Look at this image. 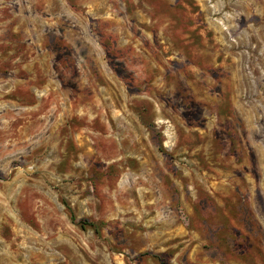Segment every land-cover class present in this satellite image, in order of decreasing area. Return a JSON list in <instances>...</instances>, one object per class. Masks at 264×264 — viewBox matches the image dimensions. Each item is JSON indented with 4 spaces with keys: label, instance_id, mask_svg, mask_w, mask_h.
I'll list each match as a JSON object with an SVG mask.
<instances>
[{
    "label": "rangeland",
    "instance_id": "1",
    "mask_svg": "<svg viewBox=\"0 0 264 264\" xmlns=\"http://www.w3.org/2000/svg\"><path fill=\"white\" fill-rule=\"evenodd\" d=\"M0 264H264V0H0Z\"/></svg>",
    "mask_w": 264,
    "mask_h": 264
},
{
    "label": "trees",
    "instance_id": "2",
    "mask_svg": "<svg viewBox=\"0 0 264 264\" xmlns=\"http://www.w3.org/2000/svg\"><path fill=\"white\" fill-rule=\"evenodd\" d=\"M82 227H85V223L84 222H81L80 223Z\"/></svg>",
    "mask_w": 264,
    "mask_h": 264
}]
</instances>
